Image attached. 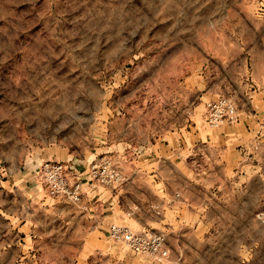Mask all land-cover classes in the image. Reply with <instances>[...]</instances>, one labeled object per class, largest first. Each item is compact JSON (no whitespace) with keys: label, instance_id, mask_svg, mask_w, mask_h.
<instances>
[{"label":"rangeland","instance_id":"obj_1","mask_svg":"<svg viewBox=\"0 0 264 264\" xmlns=\"http://www.w3.org/2000/svg\"><path fill=\"white\" fill-rule=\"evenodd\" d=\"M260 9L264 0H0V168L13 182L0 190V264H117L128 250L109 239L111 224L166 234L176 264H264V198L250 193L242 211L228 154L189 155L200 140H227L206 105L225 96L237 107L254 66L236 55V30ZM174 142L184 144L175 164L134 155ZM253 153L264 166V150ZM49 154L111 158L125 177L106 190L115 218L97 226L35 179L16 183ZM135 204L139 216H125Z\"/></svg>","mask_w":264,"mask_h":264},{"label":"crops","instance_id":"obj_2","mask_svg":"<svg viewBox=\"0 0 264 264\" xmlns=\"http://www.w3.org/2000/svg\"><path fill=\"white\" fill-rule=\"evenodd\" d=\"M253 18L254 20L251 24H241L236 30V40L240 49L236 55H239L245 64L254 66L253 75H249L244 80L238 81L243 82L242 87L238 86L236 91L238 120L235 124L219 127L222 129V135L227 140L213 141L210 140V138L200 140L196 148L191 149V152L189 153V155H193L192 153H194L199 156H207V154L210 155L211 153H215L216 150L220 148L219 150H222L225 155L228 154L231 177L237 176L241 180V184L237 190H239L243 200L241 202L242 211H247V204H244V202L249 199L250 193H252L253 198L258 202L264 198V179L262 175L264 166L261 164V155L259 156V154L256 155L253 153V151L255 152L257 145L260 149L264 150V144L261 145L264 140H260L262 136L261 130L264 131V87L257 73L260 71L259 66H264V9H260L253 13ZM234 85H236V82ZM181 144L182 143L177 142H174L173 144L168 143L165 144L162 149L155 151V145H153V143H151V148H148L147 143H145V147L134 148V155L136 158H143L148 163L154 161L155 163L161 162L175 164L180 160V153L184 149V144ZM157 154L159 155L157 156ZM38 161L64 162L63 160L58 159V157L56 158L54 154L38 158ZM90 164L91 162L72 163L71 175H75V178L80 180L86 179ZM22 170L23 171H19L20 173L17 174L19 177L17 178V181L20 179L21 181L16 183L20 186L28 185L33 178H31V173H26L27 171L24 166L22 167ZM11 183L13 182L8 179L7 174L4 173V169L0 168L1 192L4 187ZM230 184L232 185V182ZM85 190L87 191V189ZM106 190L110 191L111 189L98 188L91 193L88 192L87 197L84 196L78 205H73L65 200L63 202L77 208H82L89 216H97L95 218V223L99 226L101 223L114 219L117 214V209H119L115 200L111 199V196H107ZM166 205H169V203L166 202ZM139 207L141 206L138 204L128 206L126 209L127 213L130 209L133 210V213L130 216H127V213H124L125 216L133 218L138 217L140 213ZM150 207L152 208L153 206ZM7 210L8 204L0 201V216H7ZM257 220L260 221L261 225H264V222L261 219L258 218ZM246 222L247 221L245 220H241L240 224L245 225L247 224ZM168 248L170 249L169 244ZM170 261L171 264H176L172 259L171 254ZM116 263L136 264L131 258L129 252L124 254L123 258H119L118 255Z\"/></svg>","mask_w":264,"mask_h":264},{"label":"built area","instance_id":"obj_3","mask_svg":"<svg viewBox=\"0 0 264 264\" xmlns=\"http://www.w3.org/2000/svg\"><path fill=\"white\" fill-rule=\"evenodd\" d=\"M237 120L236 104L228 97H219L206 105L205 122L210 128L232 125ZM33 173V179L44 189L48 198L65 200L73 205H78L88 192L98 188L115 190L125 182L119 166L106 157L91 162L84 180L72 176L71 165L65 162H42ZM152 209L157 215L160 214L156 208ZM132 213L130 209L127 216ZM108 237L112 242L127 248L136 264H171L170 249L164 233H139L126 225L111 224Z\"/></svg>","mask_w":264,"mask_h":264}]
</instances>
